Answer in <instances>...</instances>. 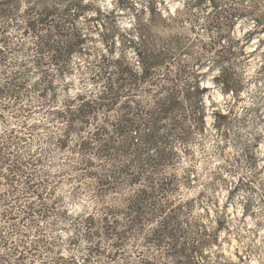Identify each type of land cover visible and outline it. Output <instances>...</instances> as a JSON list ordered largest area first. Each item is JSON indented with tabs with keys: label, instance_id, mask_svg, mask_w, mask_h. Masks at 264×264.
<instances>
[{
	"label": "trees",
	"instance_id": "1",
	"mask_svg": "<svg viewBox=\"0 0 264 264\" xmlns=\"http://www.w3.org/2000/svg\"><path fill=\"white\" fill-rule=\"evenodd\" d=\"M208 3L212 10L207 30L215 37L206 49L212 52L224 30L241 14L236 13L233 20L232 9L222 8L218 0ZM163 4L155 0L140 9L134 24L126 28L96 0H0V66H17L0 83V101H4L0 110L15 108L24 117L42 111L46 123L41 126L50 123L55 129L52 141L70 153L66 175L74 173L75 181L94 183L89 194L92 210L72 216L86 241L84 264H192L190 254L205 245L206 233L192 243L186 241L189 238L179 220L181 200L176 204L172 199L178 179L171 172L179 160L173 144L189 137V107L204 124L205 89L197 81H181L189 69L179 63L186 46L170 31L177 11H163ZM87 24L100 32L107 48L96 59L86 45L91 38ZM257 25H263L262 21ZM257 30L264 32V26ZM26 37L31 40L32 56L12 62L10 54ZM86 53L90 54L87 66L76 62ZM30 76L35 80L30 82ZM25 88L36 95L35 102L28 100ZM29 160L32 165L33 157ZM0 177L13 191L22 182L25 195L37 192L33 175L25 173L21 164L8 167ZM11 196L10 207L24 198L12 191ZM37 198L43 199L42 193ZM29 204L23 207L24 216L29 215ZM1 216L14 215L9 211ZM0 242L11 246L9 255L18 262L27 253L19 248L37 250L5 235ZM37 242L48 247L43 237ZM4 258L0 256V262L7 264ZM61 260V256L55 260L42 256L40 263L60 264Z\"/></svg>",
	"mask_w": 264,
	"mask_h": 264
},
{
	"label": "rangeland",
	"instance_id": "2",
	"mask_svg": "<svg viewBox=\"0 0 264 264\" xmlns=\"http://www.w3.org/2000/svg\"><path fill=\"white\" fill-rule=\"evenodd\" d=\"M96 1L115 13L121 26L129 28L138 11L155 0ZM218 1L222 8L232 9L233 20L236 13L241 16L224 30L215 50L208 52V43L215 37L207 30L212 10L208 0L201 4L196 0H163V11H177L170 31L186 46L179 63L189 69L181 81H197L200 89H205L203 126L189 107V137L186 142L173 144L179 160L171 169L178 179L172 199L176 204L181 200L179 220L187 232L186 241L192 243L206 233L205 245L190 254L192 264H264V32L257 30L264 26V0ZM259 20L263 25H257ZM86 27L91 37L86 44L88 52L96 59L107 48L100 32L94 26ZM158 35L166 36L163 32ZM22 42L10 54L12 62L32 56L30 38ZM89 55L76 58V62L87 66ZM127 55L134 60L133 52ZM14 70L17 66L13 64L0 66V83ZM34 80L35 76H30L29 81ZM77 85L76 90L80 88ZM24 90L30 94L28 100L35 102L36 95L29 88ZM24 115L15 108L0 110V174L21 164L25 173L33 175L32 187L37 192L25 195L22 182L15 186V192L0 177V239L5 235L14 243L24 240L27 249L37 250L19 248L27 253L18 262L9 255L10 245H0V256L7 264H41L42 256L49 260L61 256L60 264H84L86 241L72 216L92 210L89 194L94 183L90 179L77 182L74 173L66 175L70 153L59 150L52 141L55 129L50 123L41 126L46 123L42 111ZM31 157L34 162L29 165ZM40 181L45 185H39ZM11 191L24 196L13 207ZM38 193L43 199L37 198ZM28 204L29 215L24 216L23 207ZM9 211L13 218L1 216ZM38 237L46 239L48 247L38 243Z\"/></svg>",
	"mask_w": 264,
	"mask_h": 264
}]
</instances>
